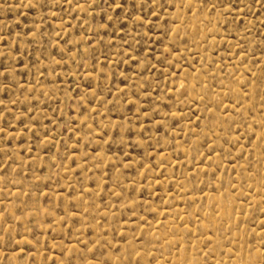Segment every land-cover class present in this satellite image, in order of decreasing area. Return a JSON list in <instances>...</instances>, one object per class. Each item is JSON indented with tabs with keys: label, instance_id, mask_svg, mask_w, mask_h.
<instances>
[{
	"label": "rangeland",
	"instance_id": "rangeland-1",
	"mask_svg": "<svg viewBox=\"0 0 264 264\" xmlns=\"http://www.w3.org/2000/svg\"><path fill=\"white\" fill-rule=\"evenodd\" d=\"M0 264H264V0H0Z\"/></svg>",
	"mask_w": 264,
	"mask_h": 264
}]
</instances>
